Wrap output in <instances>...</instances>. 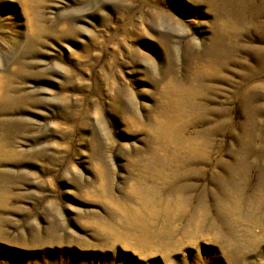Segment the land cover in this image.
I'll return each instance as SVG.
<instances>
[{
	"label": "rangeland",
	"instance_id": "obj_1",
	"mask_svg": "<svg viewBox=\"0 0 264 264\" xmlns=\"http://www.w3.org/2000/svg\"><path fill=\"white\" fill-rule=\"evenodd\" d=\"M0 264H264V0H0Z\"/></svg>",
	"mask_w": 264,
	"mask_h": 264
},
{
	"label": "bare ground",
	"instance_id": "obj_2",
	"mask_svg": "<svg viewBox=\"0 0 264 264\" xmlns=\"http://www.w3.org/2000/svg\"><path fill=\"white\" fill-rule=\"evenodd\" d=\"M108 199H110V198H108Z\"/></svg>",
	"mask_w": 264,
	"mask_h": 264
}]
</instances>
